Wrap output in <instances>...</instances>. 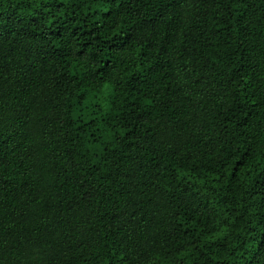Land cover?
<instances>
[{"label": "trees", "instance_id": "16d2710c", "mask_svg": "<svg viewBox=\"0 0 264 264\" xmlns=\"http://www.w3.org/2000/svg\"><path fill=\"white\" fill-rule=\"evenodd\" d=\"M0 264H264V0H0Z\"/></svg>", "mask_w": 264, "mask_h": 264}]
</instances>
